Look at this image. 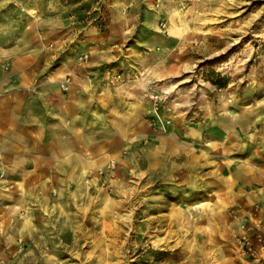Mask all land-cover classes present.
Segmentation results:
<instances>
[{
	"label": "rangeland",
	"instance_id": "374dc122",
	"mask_svg": "<svg viewBox=\"0 0 264 264\" xmlns=\"http://www.w3.org/2000/svg\"><path fill=\"white\" fill-rule=\"evenodd\" d=\"M30 40L49 45L33 66L47 74L104 43L111 88L142 89L147 131L117 183L87 173L33 227L0 187V264H264V196L248 211L229 203L250 183L234 157L264 162V0H0L2 71ZM203 151L222 170L207 174Z\"/></svg>",
	"mask_w": 264,
	"mask_h": 264
},
{
	"label": "crops",
	"instance_id": "0c3cea01",
	"mask_svg": "<svg viewBox=\"0 0 264 264\" xmlns=\"http://www.w3.org/2000/svg\"><path fill=\"white\" fill-rule=\"evenodd\" d=\"M22 44L14 45L12 51L28 48L30 52L15 57L12 53L10 69L2 71L0 67V187L12 191V202H5L4 209L12 210L26 227H33L41 216L59 210L62 195L80 187L87 173L107 169L111 160L120 162L112 180L117 183L130 165L139 161L138 146L147 130L142 89L124 94L111 88L110 74L103 66L108 50L104 43L78 47L79 55L91 50L88 61L78 59L79 55L69 57L49 74L45 67L39 71L33 68L39 60L47 66L50 59H43L41 50L48 55L49 45L31 40ZM66 83L69 89L64 88ZM169 143L175 152L180 141L173 138ZM127 148L129 152L124 153ZM201 156L203 166L213 163L206 151ZM234 158L242 170L249 165L250 183L240 181L239 185L248 187L234 192L229 203L241 206L239 211H248L264 196V162L257 161L256 154L253 159ZM169 162L179 163L173 155ZM220 170L212 165L206 172ZM3 172L5 176H1ZM97 176L93 184L99 181ZM239 177L246 178L243 172Z\"/></svg>",
	"mask_w": 264,
	"mask_h": 264
},
{
	"label": "built area",
	"instance_id": "2783aa9c",
	"mask_svg": "<svg viewBox=\"0 0 264 264\" xmlns=\"http://www.w3.org/2000/svg\"><path fill=\"white\" fill-rule=\"evenodd\" d=\"M116 167V162L114 161V162H111L110 163V165H109V168L110 169H114ZM114 175V173H112V172H110V171H108V170H106L105 168H103V169H100L99 170V180H100V182L103 184V185H109L110 186V180H111V177ZM247 220H248V218L247 217H245L244 219H243V221H242V223H241V227H242V229L245 231V232H247V230L249 229V225H248V223H247ZM256 221H257V223H256V225H255V228H258V230H260V228H261V226H262V222L261 221H258V219H256ZM244 232V235H243V238H244V242H245V244H246V248H248L249 250H252V252H254L255 250V248H254V246H253V242H252V239L250 238V236L247 234V233H245ZM259 238H260V240H262V234H261V232H259Z\"/></svg>",
	"mask_w": 264,
	"mask_h": 264
},
{
	"label": "trees",
	"instance_id": "16d2710c",
	"mask_svg": "<svg viewBox=\"0 0 264 264\" xmlns=\"http://www.w3.org/2000/svg\"><path fill=\"white\" fill-rule=\"evenodd\" d=\"M214 82L220 84L221 86H226L228 84V78L221 77V79L214 81Z\"/></svg>",
	"mask_w": 264,
	"mask_h": 264
}]
</instances>
